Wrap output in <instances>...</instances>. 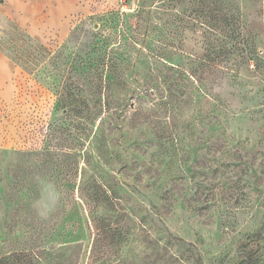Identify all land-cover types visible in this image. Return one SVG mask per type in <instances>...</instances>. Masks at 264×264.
<instances>
[{
	"label": "rangeland",
	"instance_id": "374dc122",
	"mask_svg": "<svg viewBox=\"0 0 264 264\" xmlns=\"http://www.w3.org/2000/svg\"><path fill=\"white\" fill-rule=\"evenodd\" d=\"M0 264H264V0H0Z\"/></svg>",
	"mask_w": 264,
	"mask_h": 264
},
{
	"label": "trees",
	"instance_id": "16d2710c",
	"mask_svg": "<svg viewBox=\"0 0 264 264\" xmlns=\"http://www.w3.org/2000/svg\"><path fill=\"white\" fill-rule=\"evenodd\" d=\"M259 252H260L259 250H255L254 252L249 253V254L246 256L245 259L254 258V257H256V256L259 254Z\"/></svg>",
	"mask_w": 264,
	"mask_h": 264
}]
</instances>
